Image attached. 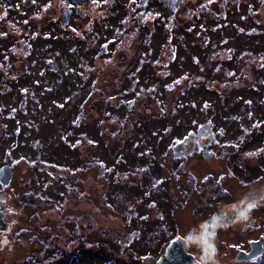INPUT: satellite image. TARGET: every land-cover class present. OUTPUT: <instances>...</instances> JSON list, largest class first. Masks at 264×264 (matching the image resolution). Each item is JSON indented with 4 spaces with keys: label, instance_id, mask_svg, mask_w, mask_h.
<instances>
[{
    "label": "rangeland",
    "instance_id": "1",
    "mask_svg": "<svg viewBox=\"0 0 264 264\" xmlns=\"http://www.w3.org/2000/svg\"><path fill=\"white\" fill-rule=\"evenodd\" d=\"M125 1L0 0V165L70 264L156 263L179 221L264 191V0ZM202 124L206 159L181 144Z\"/></svg>",
    "mask_w": 264,
    "mask_h": 264
},
{
    "label": "flooded vegetation",
    "instance_id": "2",
    "mask_svg": "<svg viewBox=\"0 0 264 264\" xmlns=\"http://www.w3.org/2000/svg\"><path fill=\"white\" fill-rule=\"evenodd\" d=\"M136 1L142 9L148 5V0L145 3L144 0ZM131 4L129 3V6ZM171 6L173 7V4ZM208 132V128L203 124L198 126L196 138L185 137L181 142L182 148L187 147L185 139L188 142L190 140L188 138H191L194 147L202 146V157L210 158L213 154L208 153L213 150L205 149L201 141V135ZM179 146L181 145H177ZM190 156L191 154H181L179 157ZM7 165L11 166L10 178L5 174L2 175V179L0 178V264H54L53 260H57V264H70L72 259L78 258L84 252L75 250L79 252L70 256L71 259L59 260L55 257L66 256L68 251L64 248L67 245L66 233H53L51 228H46L48 233L26 234L30 231L29 227L37 225L34 221L35 212L25 217V211L32 202H28L31 194L22 188L14 191V194L9 191L12 189L15 170L11 163L0 165V170ZM261 188L264 190V187ZM253 191L252 198H242L248 203V207L247 203L243 206L240 202L235 205L237 208L233 209L230 203H226L224 209L213 212L209 217H187L183 222L179 221L176 234L155 251L156 263L149 260L146 264H264V191L262 193L257 185ZM15 199L24 203L22 209L15 211V205L12 203ZM19 211L21 213L17 214ZM18 223L22 225L17 227ZM22 252L25 254L17 258L16 255ZM106 264H115V259L111 258Z\"/></svg>",
    "mask_w": 264,
    "mask_h": 264
},
{
    "label": "trees",
    "instance_id": "3",
    "mask_svg": "<svg viewBox=\"0 0 264 264\" xmlns=\"http://www.w3.org/2000/svg\"><path fill=\"white\" fill-rule=\"evenodd\" d=\"M67 1H68V3H67L68 4V7H67V14L68 15L66 16V17H68L67 21L70 20L69 17L71 18L72 12L75 9L77 11V13H76L77 15L76 16L82 17V18L88 17V15H91V13H93V12L96 13V10L94 11V10L91 9V10H89V12H88L87 9L85 10V2H94V3H96L98 8L101 7L100 8V11H101L100 14H103V15H105V13H107L106 8L108 7V5L112 4L113 2H115L114 0H72L73 2H70L69 0H67ZM135 2H136V0L135 1H131L130 3H135ZM137 5H139V3H137ZM94 18L96 19V16H92V18H90V19H93V21H94ZM59 19H60V17H59ZM62 24L65 27H67V29L70 30V31L75 29L70 24H68L66 21L63 22ZM85 31H84V35H85ZM86 38H87V35H85L83 37V39H86ZM203 126L205 128H208L207 125H205V124H203Z\"/></svg>",
    "mask_w": 264,
    "mask_h": 264
},
{
    "label": "water",
    "instance_id": "4",
    "mask_svg": "<svg viewBox=\"0 0 264 264\" xmlns=\"http://www.w3.org/2000/svg\"><path fill=\"white\" fill-rule=\"evenodd\" d=\"M145 1H147V0H144V3H145ZM208 154H213V152H209ZM8 170H10V172H8ZM3 174L7 175V177L10 178V176H11V166L7 165V167L6 166L2 167L1 170H0V178L1 179H2V175Z\"/></svg>",
    "mask_w": 264,
    "mask_h": 264
}]
</instances>
